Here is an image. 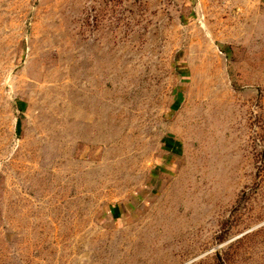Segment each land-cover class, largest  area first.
Listing matches in <instances>:
<instances>
[{
    "label": "rangeland",
    "instance_id": "rangeland-1",
    "mask_svg": "<svg viewBox=\"0 0 264 264\" xmlns=\"http://www.w3.org/2000/svg\"><path fill=\"white\" fill-rule=\"evenodd\" d=\"M0 264H264V0H0Z\"/></svg>",
    "mask_w": 264,
    "mask_h": 264
}]
</instances>
